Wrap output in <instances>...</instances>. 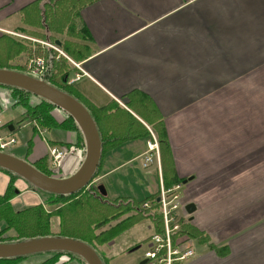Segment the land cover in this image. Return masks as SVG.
Returning a JSON list of instances; mask_svg holds the SVG:
<instances>
[{"label":"crops","instance_id":"1","mask_svg":"<svg viewBox=\"0 0 264 264\" xmlns=\"http://www.w3.org/2000/svg\"><path fill=\"white\" fill-rule=\"evenodd\" d=\"M35 1L0 0V37L27 49L16 64L24 69L41 41L31 33L41 31L21 22L22 9ZM79 18L82 32L69 41L84 56L68 57L85 73L72 86L78 98L92 109L114 104L151 133L136 113L149 105L164 126L173 179H190L181 183V198L194 205L188 223L206 242L194 241L189 264H264V0H95ZM67 66L69 78L82 75ZM128 102L141 109L130 111ZM68 139L75 145L80 136ZM148 140L101 155L96 180L107 182L110 200L158 195L161 166L160 173L156 164L142 168ZM32 146L30 163L45 155L43 142ZM79 163L78 156L67 159L61 178ZM0 179L2 194L9 177L0 172ZM15 187L34 193L21 180ZM148 229L152 234L150 223Z\"/></svg>","mask_w":264,"mask_h":264},{"label":"trees","instance_id":"2","mask_svg":"<svg viewBox=\"0 0 264 264\" xmlns=\"http://www.w3.org/2000/svg\"><path fill=\"white\" fill-rule=\"evenodd\" d=\"M94 1L95 0H37L22 9L21 22L26 27L41 31V34L36 33V31L31 32L33 36L40 38L41 41H48L50 43L58 41L64 54L77 62L79 61L78 57L80 56L79 59H81L84 54L80 55L82 51L79 50V44L73 43V41H69V39L73 40L74 35L82 32L79 13L84 7ZM59 20H61V22ZM64 34H66V37H69L67 40L54 37V35L62 36ZM23 53H27V49L24 46L13 42L7 36L2 35L0 37V69H11L27 73L24 67L11 64L13 60ZM43 53L47 63V70L45 76L42 78L52 86L61 89L78 100L88 110L99 133L102 155L106 151L112 150L127 141L140 138H148V141H151L152 135L155 138L158 149L159 167L161 166L163 187L165 189H170L174 186L181 185L183 181L173 179L171 152L166 139L163 123L159 115L153 113L149 105L140 104V106L144 108L145 114H141L140 112L136 113L141 116V119L149 127L151 133L128 112L118 108L114 104L112 106L92 109L78 98L74 87H63L54 82L56 78L64 81L68 76L70 69L65 63V60L61 59V61L57 63L52 60L49 63L48 53ZM0 87L8 88L4 86ZM10 89L13 91L14 95L19 98V105H21L27 113L32 114L31 118L35 119L40 127L53 128V126H55V122L50 116V113L55 110L54 106L25 91L14 88ZM139 100L140 99H137V101ZM126 107L130 111H139L141 109L139 106L134 107L130 102L126 104ZM64 118L65 120L59 126L65 130H76L80 136L81 144L83 145L81 134L73 120L67 115H64ZM65 145L68 147L77 146L74 144ZM31 150L30 141L24 149L17 152L15 151L16 153L14 152V154L13 152L11 153L15 157L26 161L27 157L31 154ZM33 166L42 174L50 176L45 168L47 166L45 158L39 160V162L33 164ZM98 170L94 178L97 177ZM0 172L10 177L5 191L0 194V223L6 226L0 231V236H2L6 230L14 231L17 235L13 238H6L7 240L0 238V242L59 236L79 240L89 245L97 252V246H104L105 244L113 242L121 232L130 229L133 224H137L139 221L145 220L150 222L152 233L154 234H159L163 230L161 219L157 214L152 213V210L142 211L139 209L143 203L154 200L157 196L144 199L138 203L128 199L109 200L107 197L100 198L98 196V192L96 191L97 186H93L88 190L83 189L70 196H54L36 191L30 185L26 184L30 191L39 194L40 198L44 199V201H42L41 204L16 212L12 208L11 201L17 196V194H15L16 189L14 187V182L19 178L1 169ZM46 205L53 206V210L46 213H52L53 216L57 217L59 220L60 232L57 235H53L49 232L47 217L45 216L44 210H42ZM78 212L87 215L85 223H83L82 226L74 223L77 219ZM122 217L125 218L116 224L115 221ZM113 222H115V224H113ZM100 228H102V231H99ZM180 230L182 234L187 235L190 239L198 243L206 242V239L194 230L188 222L182 225ZM41 255L50 256L52 258L51 264H55L61 256H66L69 260L76 261V264H85L82 259L70 254L50 253ZM26 258L28 257L0 259V264H18V262ZM104 264L107 263L105 262Z\"/></svg>","mask_w":264,"mask_h":264},{"label":"water","instance_id":"3","mask_svg":"<svg viewBox=\"0 0 264 264\" xmlns=\"http://www.w3.org/2000/svg\"><path fill=\"white\" fill-rule=\"evenodd\" d=\"M54 45L60 47L58 41ZM52 59L50 56L48 62L50 63ZM0 86L25 91L50 103L55 108L53 112H60L73 120L83 140V156L80 157L79 166L70 176L63 178L47 176L34 168L29 161H24L2 151H0V169L17 176L25 185H30L36 191L54 196H70L90 186L100 164L102 147L98 130L88 110L66 92L52 86L43 78H37L28 73L0 69ZM13 130L12 126L8 127L9 132H13ZM189 180H184L183 184ZM96 191L100 198H105L107 195L102 185H97ZM15 194H19V191L15 190ZM184 210L188 215H192L195 207L188 204ZM138 249L139 247H135L129 252L132 253ZM50 253L70 254L82 259L85 264H104L92 247L71 238L50 236L0 242V259ZM144 263L141 262L140 264Z\"/></svg>","mask_w":264,"mask_h":264},{"label":"built area","instance_id":"4","mask_svg":"<svg viewBox=\"0 0 264 264\" xmlns=\"http://www.w3.org/2000/svg\"><path fill=\"white\" fill-rule=\"evenodd\" d=\"M5 34L21 39L30 40L27 37L5 32ZM37 45H40V50L42 52L48 51L52 56V60L56 63L60 62L61 59H67L63 52L56 45L37 41ZM36 50L34 49L31 53V57L26 64V72L37 78H42L46 74L47 63L45 57L36 55ZM75 69L81 72L82 75L76 74L73 78L67 76L64 81L58 80V84L63 87L74 86V84L79 81L81 76L85 73L79 68L78 65L73 64ZM19 98L14 95L10 88L0 87V151L10 152L16 146V137H14L12 132L7 130L6 134H1L3 130L2 117L9 108L17 105ZM57 119L56 112H51L50 115ZM58 120V119H57ZM36 128V137L42 142L44 129L42 127ZM34 128V129H35ZM155 138L151 135V141L147 142V151L143 154L142 168L147 169L153 163L156 164V170L160 173L159 167V156L158 149L155 148ZM45 145V155L42 159L48 160L47 169L52 177H61L64 162L71 158L72 156H83L82 149H78L74 146L60 145L55 142L44 143ZM181 185L174 186L170 189H165L162 184L159 188L157 197L154 200L143 203L140 206V210H152V213L157 214L162 222L163 230L159 234L152 233L146 240V249L141 258V262L144 264H189L195 257L194 240L190 239L187 235L181 233V226L187 224L188 215L186 214L184 208L186 204L181 198ZM67 261V260H66ZM140 262V263H141Z\"/></svg>","mask_w":264,"mask_h":264},{"label":"rangeland","instance_id":"5","mask_svg":"<svg viewBox=\"0 0 264 264\" xmlns=\"http://www.w3.org/2000/svg\"><path fill=\"white\" fill-rule=\"evenodd\" d=\"M59 21L61 22V20H59ZM54 37H56L57 39H61V40H62V38L65 40L69 38V37H66V34H64L62 36L61 35H54ZM35 46L37 48V51L35 54L42 56L44 53L40 52L41 46L37 45V44H35ZM63 54H64V52H63ZM26 56L27 55L25 53H23V55L19 59L13 60L11 64H13V65L23 64L25 62V60L27 59ZM65 57H67V56L65 55ZM62 60H65L66 64H69L71 62L68 57H67V59H62ZM58 80L59 79L56 78L54 80V82L59 83ZM31 115L32 114L27 113L22 108V106L19 105V102L17 105H14L12 108H9V110L5 114H3V117H2L3 130L1 131V134L7 135L6 129L9 125H11L14 129V132H12L11 135L16 137V146L8 154L13 155L15 151L17 152L19 150L24 149L25 147H27V144L30 141H31V147H33L32 146V140L33 139L39 142V139L36 137V131H35L36 130L35 126L37 125V127H39V125L36 123L35 119L31 118ZM50 116H51L52 120L55 122L54 123L55 126H53V128H43L45 131L43 133V140L44 141H42V142L47 144L49 142L53 143L55 141H60V142H62V144H60V145H63L65 143L72 144V142H68V140H69L68 138L70 135H72L73 132L77 133V131L76 130H65L61 126H59L65 120L64 115L62 113H60V114L56 113L58 120L54 117V114H53V116L52 115H50ZM65 139H68V140H65ZM147 142H149V141H147ZM147 142H146V147H147ZM80 144H81V140L79 141V143L75 144V145H77L76 148L79 149L78 146H80ZM11 152H13V154ZM72 157H74V156H72ZM28 161H33V159L30 158ZM38 162L39 161H34V162H32V164H37ZM46 164H48V160H47ZM45 168L48 171L47 166ZM96 179H97V177L94 178V180H92L90 186H88L85 190H88L92 186L96 187L97 185H99L100 183ZM9 181H10V179L8 180V183H9ZM3 183H4V181L0 179V191H1V187L3 186ZM106 183H107L106 181H102L100 184L105 188V191L107 189ZM162 186H163V184H162ZM14 187H15V182H14ZM15 189L17 190L16 187H15ZM107 196H108L109 200L112 199L111 194L107 193ZM12 200H13V202L11 203V205H12L13 210L16 212L22 211L23 209H27L31 206L41 204L42 201H44V199H41L40 195L37 193L21 194V192L19 194H17V196H15ZM133 201H135L136 203L140 202L137 200H133ZM42 210H44L45 216L47 217V225H48L49 232L53 235H57L60 232L59 220L57 217H54L52 213L51 214L46 213V212H51L53 210V206H47L46 205L45 207H43ZM130 214H132V213H130ZM86 216L87 215H85L84 213L78 212L77 213V219H76L77 222L74 221V223L82 226L83 223H85ZM125 217H122V218L118 219L117 221H115L116 224L119 223ZM115 222H113V224H115ZM149 223L150 222L145 221V220L139 221V223L133 224V226L130 229L121 232L114 239V241L111 242L112 245H110L111 243H109V244H105L104 246H97V248H96L97 254L100 256L102 262L103 263L106 262L107 264H140L141 258L143 256L145 249H146V246H147L145 240L151 234V231L148 229ZM3 227H6V226H4L2 223H0V231L2 230ZM99 231H102V228H100ZM16 236L17 235L15 234L14 231L6 230L5 233L2 236H0V238H2L3 240H7L6 238H13ZM135 247H139V249L130 253L129 250H131ZM51 260H52V258L50 256L40 255V256L28 257V258L24 259L23 261L18 262V264H40V263L51 264ZM66 260H67L66 256L65 257L61 256L55 264H64V263L65 264H76V261H73V260H69V262L66 263Z\"/></svg>","mask_w":264,"mask_h":264},{"label":"bare ground","instance_id":"6","mask_svg":"<svg viewBox=\"0 0 264 264\" xmlns=\"http://www.w3.org/2000/svg\"><path fill=\"white\" fill-rule=\"evenodd\" d=\"M156 146H157V145L155 144V148H154V149H156ZM74 147H76V146H74ZM142 162H143V157H142ZM153 164H155V163H153ZM153 164H152V165H153ZM147 169H148V168H147ZM186 214H187V213H186ZM187 215H188V214H187ZM67 259L69 260L68 257H67Z\"/></svg>","mask_w":264,"mask_h":264},{"label":"flooded vegetation","instance_id":"7","mask_svg":"<svg viewBox=\"0 0 264 264\" xmlns=\"http://www.w3.org/2000/svg\"><path fill=\"white\" fill-rule=\"evenodd\" d=\"M93 187V186H92ZM100 257V256H99ZM69 262V260L67 259V261H66V263H68ZM65 264V263H64Z\"/></svg>","mask_w":264,"mask_h":264}]
</instances>
